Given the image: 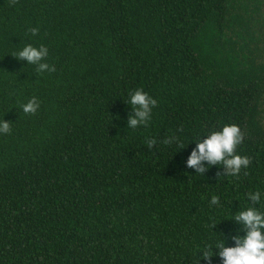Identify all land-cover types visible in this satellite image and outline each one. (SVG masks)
<instances>
[{
	"label": "trees",
	"instance_id": "1",
	"mask_svg": "<svg viewBox=\"0 0 264 264\" xmlns=\"http://www.w3.org/2000/svg\"><path fill=\"white\" fill-rule=\"evenodd\" d=\"M27 44L55 71L15 59ZM135 89L157 106L130 129ZM2 120L0 264H207L249 192L264 212V0H0ZM225 125L249 167L187 168Z\"/></svg>",
	"mask_w": 264,
	"mask_h": 264
},
{
	"label": "clouds",
	"instance_id": "2",
	"mask_svg": "<svg viewBox=\"0 0 264 264\" xmlns=\"http://www.w3.org/2000/svg\"><path fill=\"white\" fill-rule=\"evenodd\" d=\"M17 0H12L15 4ZM32 36L39 34L38 28L28 30ZM13 57L18 61H27L28 65H35L38 73L45 71L54 72L55 67L50 66L46 61L48 48L40 45L38 48L27 44L21 51ZM128 104L131 105V113L128 115L127 128L136 129L139 126H147L150 122L152 109L157 106V101L145 93L142 89H135L129 93ZM39 108V103L35 97L22 105L25 114L34 115ZM10 122L0 121V134L11 132ZM182 131V129H181ZM178 137L169 136L163 143L172 144L177 142ZM244 141V134L237 125H225L221 131H214L207 135L203 141L196 142V147L192 150L186 161V167L194 169L197 174L203 175L209 168L222 165L225 176L238 177L242 169L249 167L251 158L236 154L237 147ZM149 150L156 144L155 138L146 141ZM183 147V145H181ZM220 176V173H217ZM247 200L251 201L244 210L239 211L234 216V222L241 225L236 235L231 239L235 247H226L225 242L217 243L214 253L211 246H206L201 252L200 259L211 264L214 255H218L222 264H264V212L256 208L261 204V193L259 191L249 192ZM219 197L213 196L210 205H218ZM212 229L216 227L213 222ZM239 231L245 232L241 237Z\"/></svg>",
	"mask_w": 264,
	"mask_h": 264
}]
</instances>
